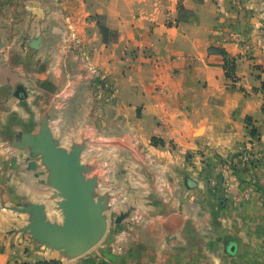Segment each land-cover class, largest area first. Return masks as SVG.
<instances>
[{
  "label": "crops",
  "instance_id": "crops-1",
  "mask_svg": "<svg viewBox=\"0 0 264 264\" xmlns=\"http://www.w3.org/2000/svg\"><path fill=\"white\" fill-rule=\"evenodd\" d=\"M263 85L264 0H0V264H264ZM39 134L69 152L85 141L83 157L109 162L111 212L134 206L104 250L65 259L3 207L60 217L30 167Z\"/></svg>",
  "mask_w": 264,
  "mask_h": 264
},
{
  "label": "water",
  "instance_id": "water-1",
  "mask_svg": "<svg viewBox=\"0 0 264 264\" xmlns=\"http://www.w3.org/2000/svg\"><path fill=\"white\" fill-rule=\"evenodd\" d=\"M38 42L33 40L30 46L38 49ZM27 142L32 147L33 156L42 157V164L50 170L53 187L64 197L59 203L63 216L60 226L50 224L43 209L35 206L31 210L35 217L27 229L42 246L63 251L69 257H78L99 243L105 235L103 202L101 198L94 201L93 183L81 177L76 150L67 153L58 149L46 134L27 139ZM35 164L32 161L30 167L35 168ZM234 252L235 245H230L228 253L232 255Z\"/></svg>",
  "mask_w": 264,
  "mask_h": 264
},
{
  "label": "rangeland",
  "instance_id": "rangeland-1",
  "mask_svg": "<svg viewBox=\"0 0 264 264\" xmlns=\"http://www.w3.org/2000/svg\"><path fill=\"white\" fill-rule=\"evenodd\" d=\"M104 90L109 91V88H107V89L104 88ZM21 144L23 145L25 143L23 142ZM75 144H76V147H78V150H76V151L78 153L77 158L79 160V164L81 167L80 175L84 181H90L93 183V199H94V201H98V199L101 198V202H103L102 204L104 205V210H103L102 215H103V217L105 219V223H106V232H105L104 237L101 239V241L99 243H97L95 246H93L87 252H85L84 254H82L78 257H69L67 254H65V252L60 251L59 253L63 254L65 259H68V260H74V259L82 258V257L88 255L89 253H94L96 250H104L105 245L107 244L108 237H110L112 235L118 236V234H120L121 232L126 231V229L128 230L127 226L132 227V225H134L137 222V220H135V218L131 221L127 220L129 213L131 212V210L134 209L133 205H130L131 209L127 207L125 209V211L119 210L116 212L115 211L111 212L112 209L114 210V207H112L109 203H104L105 198H108L109 194L98 192L99 180L102 177V175H101L102 172H100L99 169H103V170L105 169L106 170L107 168H109L106 166V165H109V162H107V160H102L100 157H96L95 161H92L94 159H92V157H91L92 160L90 163L89 158L87 159V157L82 156L83 149H85V141H81V142L75 143ZM58 149L64 150L63 148H60V147H58ZM66 152L69 153V151H67V150H66ZM35 160L44 168L45 175H46L45 183L47 185V189L50 192V196H49L50 201L54 204L56 211L60 215L58 220L56 222L49 220L47 217V213H46V207H45V205H43L41 203H36V202L30 203L27 201V202H22V203L20 202L16 205H13V206L3 205V207L11 210L14 214H18L19 217L22 215L27 217L25 225L20 230H21V232L28 234V237L30 240L34 241L38 245H41L37 240H35L33 238V236L30 233V230L27 229V226L30 223H32V219L35 217V213L31 210L35 206L41 207L43 209L45 215H46V220L52 225L60 226L62 221H63V216H62L61 209L59 208V203L64 200V197L61 195V193L58 190H56L53 187L52 179L50 176V170L45 165L42 164V157L36 156L33 158L32 161H35ZM117 163L119 166L122 165L121 161H118ZM96 168H98L99 171H97ZM107 173L104 174L103 178H105V177L107 178V179H105L106 182H113V180L109 179L110 177L109 178L107 177ZM120 174L121 173H119L118 175L121 176ZM118 190H122V188H119ZM37 191H38L37 196L39 198H41V188L38 187ZM120 198H121L120 204H122L124 202V199H122L121 196H120ZM50 217H51V215H50Z\"/></svg>",
  "mask_w": 264,
  "mask_h": 264
},
{
  "label": "trees",
  "instance_id": "trees-1",
  "mask_svg": "<svg viewBox=\"0 0 264 264\" xmlns=\"http://www.w3.org/2000/svg\"><path fill=\"white\" fill-rule=\"evenodd\" d=\"M97 25L99 28V32L102 36V40L104 43L113 42L117 39V34L115 32H112L110 29H108L105 25L104 18L102 16H96ZM219 52L224 57L223 67L225 70V76L227 79L231 80L232 82H236L238 80L237 75L235 74V60L232 58H229L227 54L222 49H213L210 50ZM262 90L264 92V85L262 86ZM152 143L156 144V139H152ZM26 264V263H22ZM34 264H60V261L58 260H41Z\"/></svg>",
  "mask_w": 264,
  "mask_h": 264
},
{
  "label": "built area",
  "instance_id": "built-area-1",
  "mask_svg": "<svg viewBox=\"0 0 264 264\" xmlns=\"http://www.w3.org/2000/svg\"><path fill=\"white\" fill-rule=\"evenodd\" d=\"M253 158L254 157H253V154L250 151V149H246V151L244 152V155L242 157V161L245 164H250L251 163V160ZM226 190H231V187L229 185H226ZM242 198L245 199V200H248L250 198V191L249 190L244 191V194H243V197Z\"/></svg>",
  "mask_w": 264,
  "mask_h": 264
}]
</instances>
